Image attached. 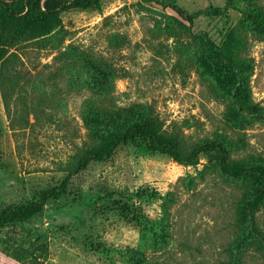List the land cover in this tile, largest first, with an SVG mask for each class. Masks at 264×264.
<instances>
[{"label": "rangeland", "instance_id": "rangeland-1", "mask_svg": "<svg viewBox=\"0 0 264 264\" xmlns=\"http://www.w3.org/2000/svg\"><path fill=\"white\" fill-rule=\"evenodd\" d=\"M175 1L188 13L210 9L194 15L192 31L243 62L238 69L264 113V31L248 20L264 0ZM164 14L177 16L157 2L96 0L58 12L51 28L59 42L49 38L54 31L41 35L19 21L10 27L1 47L17 54L22 77L7 104L0 90V214L40 202L47 189L65 193L0 223V264L225 262L226 247L246 227L236 210L244 184L225 165L264 160V114L240 110L231 91L238 75L225 65L213 77L203 55L182 46L186 37L164 33ZM64 50H89L115 67L106 101L151 103L184 143L208 138V147L183 164L134 139L69 172L87 141L83 116L100 102L85 86L88 71L59 59ZM257 221L264 228V208ZM240 252L247 264H264L263 251H233Z\"/></svg>", "mask_w": 264, "mask_h": 264}, {"label": "trees", "instance_id": "trees-1", "mask_svg": "<svg viewBox=\"0 0 264 264\" xmlns=\"http://www.w3.org/2000/svg\"><path fill=\"white\" fill-rule=\"evenodd\" d=\"M96 0H0V90L4 102L10 100L14 87L22 77L16 66L17 54L8 52L1 47L11 35L10 27L16 21L27 24L35 31L43 32L49 38L59 42V31L51 28L58 12L71 8H88ZM144 3L157 2L170 6L177 16L164 14V33L169 37L180 39L186 37L182 46H193L195 52L202 54L205 66L213 77L218 73L228 71L238 75V84L231 89L235 94L236 104L244 113L252 116H262L263 110L252 100L249 86V76L240 73L238 61L225 49L209 39L197 36L192 31L193 17L196 14L207 13L210 9L188 13L176 4L175 0H141ZM248 20L264 31V7L261 4L253 7ZM10 47V46H9ZM226 53V55H225ZM60 60L68 64L79 63L89 73L85 82L86 88L95 95L99 104L95 111L88 110L83 116L87 132L86 143L79 147L68 161L66 169L77 172L84 169L91 160H103L112 155L114 150L126 144L129 140L139 139L145 143L148 150L169 154L174 160L183 164L195 163L201 151L209 145V139L204 138L192 144L184 143L180 132L168 129L155 106L148 102H132L126 105L112 104L109 99L115 90L113 77L115 67L102 56H97L89 50L62 51ZM248 64L245 65L247 67ZM65 67L66 65L63 64ZM242 68V67H241ZM240 68V69H241ZM217 70H222L218 72ZM237 78V77H236ZM225 82V81H222ZM238 85V86H237ZM238 164L231 161L225 165V172L242 180L243 192L237 203V216L246 223L243 231L226 247L227 254L223 264H247V253L234 254L236 248L243 250L255 247L264 254V228L257 221V213L264 208V160L242 159ZM230 163H232L230 165ZM230 165V166H229ZM65 193L64 186L47 189L41 192L40 202L15 206L4 214H0V223L18 219L24 214L40 209L41 203L47 199L59 198ZM242 229V228H241Z\"/></svg>", "mask_w": 264, "mask_h": 264}]
</instances>
